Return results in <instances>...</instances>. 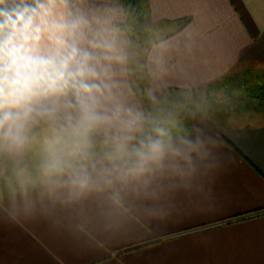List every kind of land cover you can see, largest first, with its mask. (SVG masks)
Masks as SVG:
<instances>
[{"label": "crops", "instance_id": "1", "mask_svg": "<svg viewBox=\"0 0 264 264\" xmlns=\"http://www.w3.org/2000/svg\"><path fill=\"white\" fill-rule=\"evenodd\" d=\"M86 3L106 10L129 41L126 90L146 112L264 61V0H148L133 43L115 24L125 18L120 0ZM193 118L178 117L183 128L173 133L199 137L205 154L183 178L158 177L147 188L100 181L78 196L43 177L0 189V264H264V111ZM104 167L101 156L91 161L94 175Z\"/></svg>", "mask_w": 264, "mask_h": 264}, {"label": "clouds", "instance_id": "2", "mask_svg": "<svg viewBox=\"0 0 264 264\" xmlns=\"http://www.w3.org/2000/svg\"><path fill=\"white\" fill-rule=\"evenodd\" d=\"M129 63V41L86 0H0V155L38 145L41 176L71 196L195 172L203 141L130 99Z\"/></svg>", "mask_w": 264, "mask_h": 264}, {"label": "rangeland", "instance_id": "3", "mask_svg": "<svg viewBox=\"0 0 264 264\" xmlns=\"http://www.w3.org/2000/svg\"><path fill=\"white\" fill-rule=\"evenodd\" d=\"M240 69L237 74H235L234 81H239L242 84V79H251L258 76L264 71V61H253L245 62L237 66ZM241 92L238 89H234L230 94H224L220 91H211L207 94L204 89L199 91H194L193 93H178L166 97L167 102H161L159 105L147 107L148 112L154 113V115L161 114L163 111H170L169 118L164 117L163 121L167 122L169 127H174L172 131L178 132L179 129L183 128V124L178 122V117L184 116V122L189 124L194 116L199 113L204 115L212 114L213 111L216 113H227L236 108H241L244 102L239 99ZM163 110V111H162ZM165 114L166 113H162ZM196 114V115H195ZM187 115V116H185ZM171 118V119H170ZM172 118L176 121L173 122V126H170ZM189 121V122H188ZM170 122V123H168ZM178 122V124H177ZM38 145H34L37 148ZM39 149V146H38ZM31 150V149H30ZM42 157V153L40 154ZM99 156V155H98ZM96 156V157H98ZM33 158V157H32ZM30 157H26L25 161H18L12 157H8L0 160V189L12 191L20 188H24L31 181H36L41 176L39 170V162L33 161ZM95 158V157H94ZM24 159V158H23Z\"/></svg>", "mask_w": 264, "mask_h": 264}, {"label": "trees", "instance_id": "4", "mask_svg": "<svg viewBox=\"0 0 264 264\" xmlns=\"http://www.w3.org/2000/svg\"><path fill=\"white\" fill-rule=\"evenodd\" d=\"M125 18L121 23H115L118 27L126 32L129 36L131 43L141 37L145 30V24L149 17V4L148 0H120ZM240 69L235 67L231 72L223 76L218 81L205 87L207 94L211 91H220L224 94H230L234 89H238L241 92L238 100L244 102L239 110L260 108L264 111V71L262 74L255 76L251 79H242V84L239 81H234L235 74ZM135 83L138 90L144 92L143 80L140 81V76H135ZM40 149L34 147L26 153V157H30L35 162L41 161ZM98 156V155H97ZM25 157V158H26ZM7 158V157H6ZM25 161V159H24Z\"/></svg>", "mask_w": 264, "mask_h": 264}, {"label": "water", "instance_id": "5", "mask_svg": "<svg viewBox=\"0 0 264 264\" xmlns=\"http://www.w3.org/2000/svg\"><path fill=\"white\" fill-rule=\"evenodd\" d=\"M6 155H0V160L5 159Z\"/></svg>", "mask_w": 264, "mask_h": 264}]
</instances>
